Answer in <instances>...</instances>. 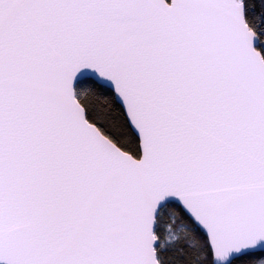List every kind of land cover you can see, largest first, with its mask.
Listing matches in <instances>:
<instances>
[{
	"label": "snow or ice",
	"instance_id": "6c2138e0",
	"mask_svg": "<svg viewBox=\"0 0 264 264\" xmlns=\"http://www.w3.org/2000/svg\"><path fill=\"white\" fill-rule=\"evenodd\" d=\"M0 264H264V0H0Z\"/></svg>",
	"mask_w": 264,
	"mask_h": 264
}]
</instances>
